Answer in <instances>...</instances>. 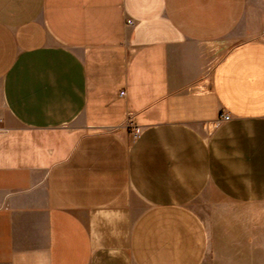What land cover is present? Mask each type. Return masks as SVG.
I'll return each instance as SVG.
<instances>
[{
    "label": "crops",
    "instance_id": "0c3cea01",
    "mask_svg": "<svg viewBox=\"0 0 264 264\" xmlns=\"http://www.w3.org/2000/svg\"><path fill=\"white\" fill-rule=\"evenodd\" d=\"M242 250L264 253V0H0V264Z\"/></svg>",
    "mask_w": 264,
    "mask_h": 264
},
{
    "label": "rangeland",
    "instance_id": "374dc122",
    "mask_svg": "<svg viewBox=\"0 0 264 264\" xmlns=\"http://www.w3.org/2000/svg\"><path fill=\"white\" fill-rule=\"evenodd\" d=\"M239 246H240L239 248L244 247L242 244ZM238 252H236V254L229 256L232 258V260H227L225 262L218 263V264H264V253L263 252H258L255 254L259 258H255V255L249 252L245 253L244 250H242L241 253H238Z\"/></svg>",
    "mask_w": 264,
    "mask_h": 264
},
{
    "label": "built area",
    "instance_id": "2783aa9c",
    "mask_svg": "<svg viewBox=\"0 0 264 264\" xmlns=\"http://www.w3.org/2000/svg\"><path fill=\"white\" fill-rule=\"evenodd\" d=\"M129 23L131 24L132 22H129ZM125 94H126L125 91H123L122 92V96L125 95ZM230 119H231V116L229 114L223 113L222 118H221V121H228ZM136 132L139 133V130L136 131Z\"/></svg>",
    "mask_w": 264,
    "mask_h": 264
}]
</instances>
